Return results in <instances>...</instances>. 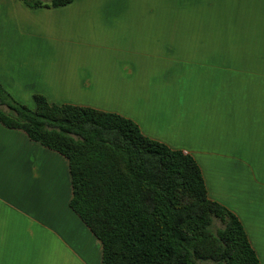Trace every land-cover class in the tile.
Instances as JSON below:
<instances>
[{
	"label": "crops",
	"instance_id": "crops-1",
	"mask_svg": "<svg viewBox=\"0 0 264 264\" xmlns=\"http://www.w3.org/2000/svg\"><path fill=\"white\" fill-rule=\"evenodd\" d=\"M258 9L264 17V0H0V84L32 109L39 93L119 113L191 154L209 198L238 216L264 264V56H172L167 48L204 44L201 22L216 15ZM150 16L174 24L145 23ZM44 29L68 46L57 56H18L24 35ZM135 45L165 46L163 56H128ZM71 197L67 157L0 122V264H101L102 243Z\"/></svg>",
	"mask_w": 264,
	"mask_h": 264
},
{
	"label": "trees",
	"instance_id": "trees-1",
	"mask_svg": "<svg viewBox=\"0 0 264 264\" xmlns=\"http://www.w3.org/2000/svg\"><path fill=\"white\" fill-rule=\"evenodd\" d=\"M34 101L33 109L21 104L0 84V122L67 157L70 207L101 241V264H261L238 216L209 198L191 154L119 113L50 103L39 93Z\"/></svg>",
	"mask_w": 264,
	"mask_h": 264
},
{
	"label": "rangeland",
	"instance_id": "rangeland-1",
	"mask_svg": "<svg viewBox=\"0 0 264 264\" xmlns=\"http://www.w3.org/2000/svg\"><path fill=\"white\" fill-rule=\"evenodd\" d=\"M43 1L49 2L50 0ZM229 16L231 18H222L223 15H216V20L207 19L205 22H201L206 25V33L204 36L201 35L205 40L201 43L204 44H175L167 46L168 52L171 49L172 56H231L235 53L238 56H264V17L263 14L261 15L260 9L256 12ZM145 23L155 25L174 24V22L160 20L152 16ZM211 28H215V34L209 33ZM232 30H234V33H231ZM43 33L45 36L31 37L29 34L24 35V37H27V44L22 43L17 47V55L21 56V52H23L28 56H57L55 52L57 47L68 46L55 39V33L52 29H44ZM181 37L183 35L176 36L175 39ZM196 37H200V35H196ZM232 41L244 44L232 45ZM90 47L96 49L95 46ZM128 47L132 48L128 49ZM161 47L163 49L165 46L135 45L127 46L125 49L126 51L131 50V55L128 54V56H146L148 51L152 53L150 56H163ZM93 54L97 55L99 53ZM171 54L167 56H171ZM3 108L7 109L6 107ZM216 226L221 227L222 224L217 221Z\"/></svg>",
	"mask_w": 264,
	"mask_h": 264
}]
</instances>
